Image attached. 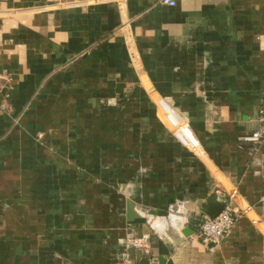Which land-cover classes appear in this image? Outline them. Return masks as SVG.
Segmentation results:
<instances>
[{
  "label": "crops",
  "instance_id": "crops-1",
  "mask_svg": "<svg viewBox=\"0 0 264 264\" xmlns=\"http://www.w3.org/2000/svg\"><path fill=\"white\" fill-rule=\"evenodd\" d=\"M263 100L264 0H0V264H264Z\"/></svg>",
  "mask_w": 264,
  "mask_h": 264
},
{
  "label": "built area",
  "instance_id": "built-area-1",
  "mask_svg": "<svg viewBox=\"0 0 264 264\" xmlns=\"http://www.w3.org/2000/svg\"><path fill=\"white\" fill-rule=\"evenodd\" d=\"M161 2L169 6L175 5V0H161ZM257 122L258 125L255 130L239 138L242 142L257 145L264 140V100L258 110ZM214 193L218 196L225 195L227 202L218 215L212 219L204 218L198 226L197 238L209 250L215 249L222 239L230 234L238 215L243 213V210L240 211L233 204L236 190H233L231 193H226L217 188L214 190ZM148 264H157V262L150 261Z\"/></svg>",
  "mask_w": 264,
  "mask_h": 264
},
{
  "label": "water",
  "instance_id": "water-1",
  "mask_svg": "<svg viewBox=\"0 0 264 264\" xmlns=\"http://www.w3.org/2000/svg\"><path fill=\"white\" fill-rule=\"evenodd\" d=\"M211 199L213 200H217V203L215 204V206L213 207H209L208 209L205 210L206 212V219H212L214 218L216 215H218V213H220V211L224 208L226 202H227V198L225 197V195H221L218 196L213 192V196L211 197ZM210 199V200H211ZM131 206H129L128 209V214L131 216L133 215V213L131 212ZM143 222V220H141ZM158 247H159V255H155V254H146L144 258V260L142 261H136L137 264H148L150 261H155L157 262V264H171V261L167 260L166 255L168 253V248L165 247L161 242H158Z\"/></svg>",
  "mask_w": 264,
  "mask_h": 264
},
{
  "label": "rangeland",
  "instance_id": "rangeland-1",
  "mask_svg": "<svg viewBox=\"0 0 264 264\" xmlns=\"http://www.w3.org/2000/svg\"><path fill=\"white\" fill-rule=\"evenodd\" d=\"M161 117L163 118L162 114H161ZM163 120L165 121V119H164V118H163ZM168 126H169V127H171V129L173 130L172 126H170L169 124H168Z\"/></svg>",
  "mask_w": 264,
  "mask_h": 264
}]
</instances>
